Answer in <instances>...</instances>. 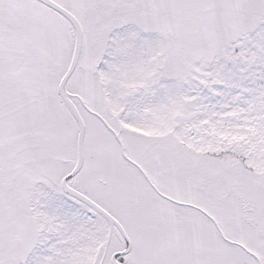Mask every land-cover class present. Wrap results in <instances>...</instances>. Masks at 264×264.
Returning <instances> with one entry per match:
<instances>
[{"label":"snow or ice","instance_id":"6c2138e0","mask_svg":"<svg viewBox=\"0 0 264 264\" xmlns=\"http://www.w3.org/2000/svg\"><path fill=\"white\" fill-rule=\"evenodd\" d=\"M0 264H264V0H0Z\"/></svg>","mask_w":264,"mask_h":264}]
</instances>
